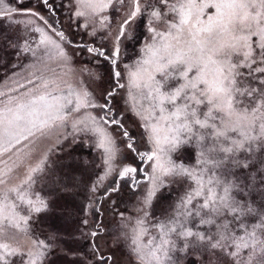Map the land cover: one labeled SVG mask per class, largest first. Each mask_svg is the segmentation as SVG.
<instances>
[{"label": "snow or ice", "instance_id": "snow-or-ice-1", "mask_svg": "<svg viewBox=\"0 0 264 264\" xmlns=\"http://www.w3.org/2000/svg\"><path fill=\"white\" fill-rule=\"evenodd\" d=\"M0 23L27 61L0 88V264H264V0H0ZM73 29L109 39L75 45L107 74L72 67ZM61 134L102 169L75 228L86 253L36 227L55 178L29 145Z\"/></svg>", "mask_w": 264, "mask_h": 264}, {"label": "rangeland", "instance_id": "rangeland-1", "mask_svg": "<svg viewBox=\"0 0 264 264\" xmlns=\"http://www.w3.org/2000/svg\"><path fill=\"white\" fill-rule=\"evenodd\" d=\"M61 0H57V4H60ZM33 0H25V6L31 7ZM42 13L47 15L46 12L41 9ZM67 7L58 11L56 19L63 21L65 27H67L68 20ZM143 22L137 28V34L143 36L145 29L142 26ZM59 26V25H58ZM7 30L6 23H0V32ZM73 34L70 38L74 41L69 51L73 55L72 67L78 72L81 68H91L96 72L107 74L109 65L104 61L103 57L100 58V62L97 63L93 57V54L87 51H82L80 48L75 47L76 44H89L92 45L95 39V46H101L103 44H109L108 38L101 40L99 35L96 38L85 34L83 29H73ZM136 45H126V54L124 60L130 62L131 58H134V54L137 51ZM124 51V49H122ZM27 61L21 58L17 60L14 50L8 48L3 43H0V88H5L7 85L18 78L16 73L21 76L24 75L21 72L20 67L17 65L26 64ZM53 68L57 73L66 71L67 69L61 68L53 64ZM106 84L99 83V87L103 88ZM60 141L58 142L56 137L51 140H38L35 145H29L32 147L37 156L47 154L49 163L52 166V172L55 178L54 183H48L45 185L43 191L45 195H50L51 204L50 210L43 214L41 221L36 225L37 228L42 229L43 232L56 233L62 237L61 247L70 248L74 251L86 253L88 251V241L81 238L80 233L75 231L76 225L84 215L81 209L87 203V199L90 195L88 191V185L96 179L97 173L102 174V169L95 167V164H99L97 153L92 149L84 146L82 142L73 143L71 137L63 139V134L60 135ZM26 144L28 142H25ZM28 149L26 148L25 151ZM111 182V178L105 181V187ZM67 185L72 190L69 192L62 191V186ZM104 192V187H101L96 193L97 197H100ZM177 193L172 192L165 193L166 202H170ZM117 200V204L120 209L123 210L125 204L133 203L131 193L122 189V193L119 199L115 195L112 197ZM107 201L101 205L103 211L107 208ZM111 219L108 212H104L102 220L107 222ZM87 231V229H85ZM51 264H78V257L75 256H63L61 254L54 253Z\"/></svg>", "mask_w": 264, "mask_h": 264}]
</instances>
